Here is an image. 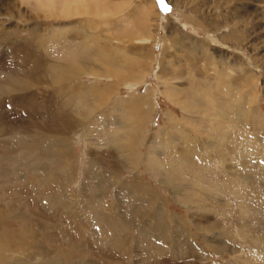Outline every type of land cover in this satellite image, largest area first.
Instances as JSON below:
<instances>
[{"label": "rangeland", "instance_id": "rangeland-1", "mask_svg": "<svg viewBox=\"0 0 264 264\" xmlns=\"http://www.w3.org/2000/svg\"><path fill=\"white\" fill-rule=\"evenodd\" d=\"M35 1L0 0V264H264V0Z\"/></svg>", "mask_w": 264, "mask_h": 264}, {"label": "bare ground", "instance_id": "bare-ground-1", "mask_svg": "<svg viewBox=\"0 0 264 264\" xmlns=\"http://www.w3.org/2000/svg\"><path fill=\"white\" fill-rule=\"evenodd\" d=\"M38 2H36L35 1V3L37 4V5H39V6H41V5H49V0H37ZM62 1V3H61V7L63 8V9H67V8H65V7H67V5L69 6V4H74L75 5V8H76V13H78V6H77V3H78V0H61ZM34 3V4H35ZM71 5V6H72ZM42 7V6H41ZM35 8V7H34ZM80 9H81V7H80ZM83 9V8H82ZM83 11V10H82ZM99 11V10H98ZM11 40V39H10ZM67 42V41H66ZM27 59V58H26ZM64 72L66 73V75L65 76H63L62 77V81L64 80V82H65V80L68 82H71L72 80H74V79H72L73 77H75L76 76V74H77V68L76 67H73V66H67V65H65L64 66ZM38 76V75H37ZM66 82V83H67ZM62 84V83H61ZM61 84H60V86H61ZM252 84V83H251ZM68 85V84H67ZM101 87H103V86H101V85H99V86H96V87H94L92 90H89V91H87L88 92V94H90L89 96H90V98H91V100H94V99H97L96 98V96H95V94H97V97L98 98H100L101 97V95L103 94V93H105V90H103V92L102 91H100V89H101ZM67 91H68V93H71V96L73 97L72 98V100L74 99V98H80V95L83 93V91L82 90H80L79 91V89H77V88H67L66 89ZM65 90V91H66ZM70 91V92H69ZM106 93H108V91L106 92ZM151 93V92H150ZM148 94V93H147ZM87 96V95H86ZM239 97V96H238ZM143 100L144 99H141V97L139 96V97H137L136 99H134L133 100V102H132V108L135 110V112H133V113H138V111H141V109H138V108H140L141 106H142V104L144 103L143 102ZM146 100V99H145ZM97 101V100H96ZM48 105V103H45V105L44 106H47ZM128 106V104H126L125 105V107H123L122 109H125L126 107ZM97 108V107H96ZM137 109H138V111H137ZM37 110H38V108H37ZM93 109H91V108H88V113L90 114L91 113V111H92ZM33 111V113L36 115L37 114V111L36 110H32ZM129 114V113H128ZM50 115V114H49ZM40 116H46V114H40ZM73 118H71L70 117V115L68 116V114H65L64 113V116L63 117H59L60 119H61V123H63L65 126H63L65 129H66V131L67 132H72L73 131V128H78V126L81 124V120H78V119H76L74 116H72ZM77 117V116H76ZM194 117V116H193ZM196 117V116H195ZM213 116H210V118H212ZM214 117H216V118H220V116H214ZM222 118V117H221ZM220 118V119H221ZM134 120H135V116H129L128 117V119L127 120H124L123 122H121V128H120V130L122 131V132H124V133H126L127 132V130L129 129V127H130V125H131V123H133L134 122ZM105 121H108V118H107V120H105ZM186 122V121H185ZM14 124V123H13ZM61 126V125H60ZM62 127V126H61ZM126 128V129H125ZM125 129V130H124ZM60 137V136H59ZM58 142H60V149L62 148V150H61V153L59 154V159H60V161L61 162H63V160L65 159V160H68L69 161V164H71L72 165V155H71V153H70V151L68 150V148L66 147V143H67V140H66V138L65 137H61V138H59L58 139ZM70 147V146H69ZM123 148H127L130 152L131 151H134V145H133V143L132 142H125L124 143V146H123ZM58 156V155H57ZM126 157H127V159H130L131 157H132V155H131V153H128L127 155H126ZM41 164V163H40ZM68 164V165H69ZM69 167H71V166H69ZM39 168H41V167H39ZM39 168H37L36 169V172H38V170H39ZM45 168L46 167H44L43 166V173H45L46 171H48V170H45ZM71 172V171H70ZM69 172V173H70ZM46 174V173H45ZM38 176H41V178H43V176L40 174V175H38ZM36 179V178H35ZM37 183H39V184H41L42 185V187H43V185H45V187H47V188H49V185L51 184L50 182H47L45 179H38L37 178ZM53 183V182H52ZM51 188L53 189V191L55 192V193H58V192H64V195H63V197L64 198H66L67 199V202L68 203H64V204H60V208H59V210L61 211V213H62V215H64V217L65 218H70L71 219V221H74V220H76L75 219V217H72L71 215H70V212H74L77 208H79V207H86V206H90L91 204H89L88 203V200L86 199V196H84L81 192H80V194H78V195H72V194H68L67 193V187L65 186H63V185H60V184H58V182L56 183L55 181H54V183L53 184H51ZM65 188V189H64ZM128 190V192L129 193H131V194H135L136 195V193H142V192H145L146 191V187H144L143 189H141V190H139V191H136L135 190V188L134 187H128L127 188ZM121 190H123V189H121ZM84 194H86L85 192H84ZM178 195V194H177ZM53 197V196H52ZM88 197V196H87ZM47 199V198H46ZM50 199V198H49ZM148 200V199H147ZM155 200H156V195H153L152 197H151V201H152V203H153V201H154V204H155ZM158 201V200H157ZM117 202H118V199H116V200H114V201H110V204L108 203V206H105V208H104V210H102L103 211V214H104V218H106V220H104L103 218H101V217H99L97 214H96V216L94 217V223H99V224H101V226H103V227H106V226H115V225H119V223H120V221H121V219H123L121 216H120V213H118V210H117V206H118V204H117ZM46 204H48V203H46ZM69 204V205H68ZM106 205V204H105ZM149 206V205H148ZM62 207V208H61ZM150 207H151V205H150ZM162 207H163V205H162ZM162 207H160V208H162ZM146 208H148V207H146ZM119 209V208H118ZM45 211V210H44ZM120 211V210H119ZM146 212H148V210L146 211ZM152 212V211H151ZM131 213V212H130ZM73 214V213H72ZM150 215L151 214H153V213H149ZM199 214V213H198ZM143 216V215H142ZM80 217V216H79ZM144 217H148V214L146 215V216H144ZM154 218H155V220L157 219L156 218V216L154 215L153 216ZM73 218H74V220H73ZM79 219V218H78ZM69 220V219H68ZM67 221V220H66ZM70 221V220H69ZM82 221V218L81 219H79V222H81ZM154 221V220H153ZM47 221H44L43 223L46 225V224H48V223H46ZM157 222V221H156ZM82 223V222H81ZM149 223V222H148ZM153 223V222H152ZM155 223V222H154ZM171 223V222H170ZM73 224V223H72ZM199 224H200V222H199ZM2 225V224H1ZM153 225V224H152ZM152 225H151V228H152ZM38 226V225H37ZM96 226V225H95ZM157 226H159V225H157ZM154 227V226H153ZM200 227V226H199ZM148 228H150V226L148 227ZM202 228V227H201ZM153 229V228H152ZM160 229H162V228H160ZM163 229H165V228H163ZM162 229V230H163ZM205 231H207L208 232V228H203ZM166 230V229H165ZM43 231H46L45 230V228H43L42 227V231L41 232H43ZM114 231V230H113ZM47 232V231H46ZM168 232V231H167ZM239 232H241L240 230H239ZM169 233V232H168ZM167 233V234H168ZM243 234H244V232H242ZM33 235H36L37 233H32ZM162 234V233H161ZM189 234V233H188ZM240 234V233H239ZM40 235V234H39ZM149 235V234H148ZM164 235V234H163ZM169 235V234H168ZM176 235V234H175ZM181 235V234H180ZM186 235V234H185ZM144 236H146L145 234H144ZM150 236V235H149ZM158 236H160V235H158ZM173 236V235H172ZM182 236H184V235H182ZM187 236V235H186ZM239 236H242L241 234L239 235ZM156 237V236H155ZM161 237V236H160ZM223 237V236H222ZM245 237V241L249 238V236L248 235H246V236H244ZM145 238V237H144ZM165 238H167V237H165ZM224 238V237H223ZM162 239V238H161ZM242 239H243V237H242ZM223 240V239H222ZM211 242H213V241H211ZM224 242V241H223ZM81 244V246L82 245H84V243L83 242H80ZM184 243V242H183ZM182 244V243H181ZM186 245V244H185ZM224 246V245H223ZM171 247H173L174 248V246H171ZM186 247H188L187 249H189V245L188 246H186ZM219 248H223L222 246H220V244H219V247L217 248V249H219ZM224 248H226V246H224ZM33 249H34V251L36 252L37 251V248H36V246L35 247H33ZM190 250V249H189ZM193 250V249H192ZM227 250V249H226ZM182 251V250H181ZM219 251H221L220 249H219ZM223 251H225V250H223ZM233 251V250H232ZM236 250H234L233 252H235ZM32 252V251H31ZM81 251H80V247H77L75 244L74 245H69V247H68V249L65 251V254L63 255V256H66V255H74V254H79ZM194 252V251H193ZM119 253L122 255V256H126V254H127V252H125V251H122V250H119ZM239 253H240V251H239ZM252 253V252H251ZM186 254V258H188V259H190L191 257H193L194 258V255L192 256L191 255V253L189 252V253H185ZM237 254V253H236ZM41 255V254H40ZM237 256V255H236ZM111 257H112V255H111ZM116 257H117V255H116ZM119 257V256H118ZM202 258V260H203V257H201ZM114 260L116 259L115 257L113 258ZM170 261V260H169ZM191 261V260H190ZM261 262V261H260ZM187 264H188V262H187ZM245 264V263H244Z\"/></svg>", "mask_w": 264, "mask_h": 264}]
</instances>
